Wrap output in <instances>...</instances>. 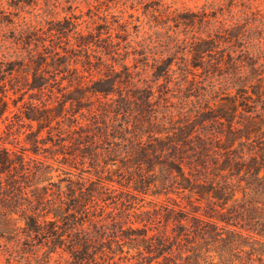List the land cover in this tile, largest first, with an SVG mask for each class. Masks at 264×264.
Returning <instances> with one entry per match:
<instances>
[{"label": "trees", "instance_id": "trees-1", "mask_svg": "<svg viewBox=\"0 0 264 264\" xmlns=\"http://www.w3.org/2000/svg\"><path fill=\"white\" fill-rule=\"evenodd\" d=\"M84 2L0 9V264H264V0Z\"/></svg>", "mask_w": 264, "mask_h": 264}, {"label": "rangeland", "instance_id": "rangeland-1", "mask_svg": "<svg viewBox=\"0 0 264 264\" xmlns=\"http://www.w3.org/2000/svg\"><path fill=\"white\" fill-rule=\"evenodd\" d=\"M28 1V0H26ZM33 1H36L38 3V6L36 7L34 4H31V5H25L23 9L21 10H16V9H12V8H9L7 6V4L10 3V0H0V9H2L4 12H10L12 13L9 17H11L14 21H17L18 18H19V15L20 17H24L26 20L28 19H31L32 18V15L35 14L36 12V9L40 6L43 5V2L44 0H33ZM60 2H62L64 5H65V0H59ZM161 3H163L165 6L169 7L171 11H175L177 13H181V12H184V11H192V12H197L199 11L203 5H206L207 3H209L210 1L212 0H160ZM75 4L74 6L77 7V9L75 10V13L78 14L80 12H86L87 10V4L84 2V0H75ZM92 0H87V3L88 4H91ZM58 11V10H57ZM139 12L141 11H138V12H134L132 10H127L126 13H124L122 16L123 18H127V15L128 14H135V15H139ZM117 14V12L115 13ZM62 14L58 16V18H61ZM142 21H144L143 18H141ZM148 28L147 26L143 25L141 31H140V35L143 34V32L147 31ZM175 68V67H174ZM12 99H15V97H13ZM45 99V98H43ZM29 99L27 96H25L24 98V102H28ZM34 102H38V101H35ZM8 106H9V110L10 111H15V108L13 107V104L11 102V100H8ZM18 106H21V103H18ZM8 113H6L7 115ZM2 125L0 124V129H2ZM23 138V136H21L19 139L21 140ZM116 165H120L119 162L116 163ZM3 261V258L0 257V262Z\"/></svg>", "mask_w": 264, "mask_h": 264}]
</instances>
